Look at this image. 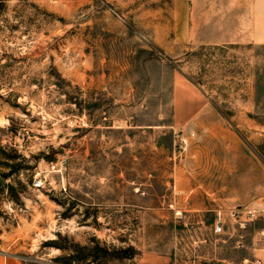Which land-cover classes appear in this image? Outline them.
<instances>
[{"label":"rangeland","instance_id":"rangeland-1","mask_svg":"<svg viewBox=\"0 0 264 264\" xmlns=\"http://www.w3.org/2000/svg\"><path fill=\"white\" fill-rule=\"evenodd\" d=\"M189 11L0 0V172L19 167L0 178L8 261L251 264L264 249V46L199 44ZM197 101L225 116L223 139L184 121Z\"/></svg>","mask_w":264,"mask_h":264},{"label":"crops","instance_id":"crops-1","mask_svg":"<svg viewBox=\"0 0 264 264\" xmlns=\"http://www.w3.org/2000/svg\"><path fill=\"white\" fill-rule=\"evenodd\" d=\"M189 32L192 38L202 45H252L264 46V0H190ZM188 118L195 119V128L200 133L209 129L207 134L216 138L223 135L224 125L221 120L225 116L214 105H206L202 101L189 102ZM185 108H183L185 110ZM177 107L176 115L183 110ZM205 110V111H202ZM186 117V115H185ZM240 119V118H239ZM241 119L248 126L250 120L243 116ZM191 121V120H190ZM254 133L261 127L254 121ZM225 143V141H222ZM247 253L244 260L251 264H264V249ZM249 257V258H247ZM0 264H15L8 261L0 253Z\"/></svg>","mask_w":264,"mask_h":264},{"label":"trees","instance_id":"trees-1","mask_svg":"<svg viewBox=\"0 0 264 264\" xmlns=\"http://www.w3.org/2000/svg\"><path fill=\"white\" fill-rule=\"evenodd\" d=\"M1 6H3V4L1 3ZM0 67L2 68V58L0 57ZM5 167H7L8 169H10L9 173H2L0 172V178H2L3 180H7L10 177L13 176L14 173L18 172L19 167H17L16 165H11L10 163L6 162L4 163ZM4 187L9 188V190L13 189V187L11 185H7V186H2L1 181H0V190H2Z\"/></svg>","mask_w":264,"mask_h":264},{"label":"built area","instance_id":"built-area-1","mask_svg":"<svg viewBox=\"0 0 264 264\" xmlns=\"http://www.w3.org/2000/svg\"><path fill=\"white\" fill-rule=\"evenodd\" d=\"M35 187L40 189L43 187V183L42 182H38V183H35ZM250 216H253L254 213L252 212H249L248 213ZM234 216L238 219L240 217L239 215V212L235 213ZM223 226L221 224H218L216 227H215V233L216 234H221L223 232ZM259 264H261V262H259Z\"/></svg>","mask_w":264,"mask_h":264},{"label":"water","instance_id":"water-1","mask_svg":"<svg viewBox=\"0 0 264 264\" xmlns=\"http://www.w3.org/2000/svg\"><path fill=\"white\" fill-rule=\"evenodd\" d=\"M4 182L3 181H1V184H3Z\"/></svg>","mask_w":264,"mask_h":264}]
</instances>
